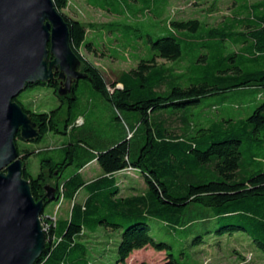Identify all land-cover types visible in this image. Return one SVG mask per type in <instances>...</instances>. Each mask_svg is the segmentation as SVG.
<instances>
[{"label":"trees","instance_id":"16d2710c","mask_svg":"<svg viewBox=\"0 0 264 264\" xmlns=\"http://www.w3.org/2000/svg\"><path fill=\"white\" fill-rule=\"evenodd\" d=\"M87 1L99 8L109 5L108 0ZM53 2L67 22L70 48L81 67L68 90L57 77L27 84L25 90L51 88L59 101L55 108L38 111L25 104L21 94L14 99L37 131L26 138L19 130L15 138L22 177L35 201L44 203L40 218L46 243L34 264H92L85 237L100 228L121 231L114 264H126L135 250L148 246L171 249L150 234L153 219L179 232H189L198 222L212 223L199 230L203 233L197 243L206 233L243 231L264 253V102L249 115L209 117L194 112L206 97L226 98L223 95L231 91L264 87V0H243L238 11L199 39L181 37L175 29L194 32L200 20L170 21L175 32L149 36L152 56L122 72L112 89L103 71L83 53V48L95 50L87 26L65 13L69 0ZM228 42L234 47L230 52ZM184 45L204 53L189 58L188 67L177 73L157 63V58L184 61ZM164 114L180 118V135L169 130ZM49 133L68 137L57 153L31 147ZM33 155L40 156L37 175L29 167ZM92 161L102 173L86 180L81 171ZM72 165L75 172L64 178ZM131 171L141 173L145 188L132 186L126 194L117 174ZM49 185L54 186L51 195ZM82 189L86 197L77 201ZM54 200L72 204L70 217L54 222L46 214ZM166 254L165 264H181L174 253Z\"/></svg>","mask_w":264,"mask_h":264},{"label":"rangeland","instance_id":"374dc122","mask_svg":"<svg viewBox=\"0 0 264 264\" xmlns=\"http://www.w3.org/2000/svg\"><path fill=\"white\" fill-rule=\"evenodd\" d=\"M243 0H108L109 5L96 7L88 3L87 0H69V7L65 13L82 21L88 28V41L94 43L95 50L83 48L84 55L99 67L106 78L108 86L112 89L122 72L130 71L138 66L141 59H149L153 52L148 44V37L158 38L168 36L175 32L170 21L198 19L201 26L194 32L175 29L181 37H192L199 39L201 33H205L208 28L219 25L228 15L234 14L240 8ZM260 0H249L257 2ZM236 2V4H235ZM119 10V13L109 11ZM151 8V12L148 11ZM235 7V8H234ZM174 27V26H173ZM229 52L234 49L230 42L227 43ZM129 47V48H128ZM238 49V48H237ZM202 52V53H201ZM204 49H193L184 45V55L186 58L182 62L167 61L157 58V63L165 64L175 69L176 73L185 70L189 65V60L194 56L203 54ZM190 58V59H189ZM50 71L54 73L53 79L59 78L62 87L68 90L80 73V62L78 58H71L72 71L74 74L66 75L57 60L45 58ZM222 95L206 97L194 108L195 113H202L209 117L238 116L240 114L249 115L253 108L264 102V87L246 88L244 90L231 91ZM20 99L25 104L31 105L38 111L55 108L59 101L55 97L53 90L48 87H38L25 90L21 93ZM224 101H221V100ZM167 119L169 130L180 135L182 133V122L180 118L164 114ZM80 120H82L80 118ZM26 135L36 132V126L30 119L29 126L22 129ZM68 140L66 135L49 133L40 144L31 147L48 150L49 153H57L59 148ZM40 156L33 155L29 160L31 171L37 175L40 171ZM90 164V163H89ZM88 164V165H89ZM75 172V166H69L64 178ZM86 180L96 178L101 175L102 170L97 162H91L81 171ZM7 173V170H4ZM141 173L117 174L120 184L124 188V193L129 192L130 187L138 190L145 188V183ZM54 186L49 185L48 194L53 193ZM86 191L80 190L77 201H83ZM71 203L64 200H54L45 209L47 215H51L54 222L58 219L70 217ZM152 230L150 234L158 242H166L171 246L163 251H158L151 246L135 250L127 259L126 264H165L167 261V251L174 253L179 258L181 264H264L263 251L252 241L251 237L243 232L236 231L233 234H204V241L197 243V236L203 232L200 229H207L212 223H196L189 232L170 231L164 222L151 220ZM43 228V223L41 221ZM44 232V244L46 235ZM88 242L89 259L92 264H114L117 259V245L121 239V231L100 228L96 233H90L85 237ZM183 253V254H182Z\"/></svg>","mask_w":264,"mask_h":264},{"label":"water","instance_id":"95a60500","mask_svg":"<svg viewBox=\"0 0 264 264\" xmlns=\"http://www.w3.org/2000/svg\"><path fill=\"white\" fill-rule=\"evenodd\" d=\"M50 44V48H48ZM51 54L72 75L67 22L53 0H0V264H34L44 248L40 215L15 145L30 117L14 101L27 84L53 79L46 57ZM80 76L76 74L75 78ZM7 170V173H4Z\"/></svg>","mask_w":264,"mask_h":264},{"label":"built area","instance_id":"2783aa9c","mask_svg":"<svg viewBox=\"0 0 264 264\" xmlns=\"http://www.w3.org/2000/svg\"><path fill=\"white\" fill-rule=\"evenodd\" d=\"M81 122H82V120L79 119V120H78V123H81ZM129 170H130V169H129ZM131 172H132V171H131Z\"/></svg>","mask_w":264,"mask_h":264},{"label":"crops","instance_id":"0c3cea01","mask_svg":"<svg viewBox=\"0 0 264 264\" xmlns=\"http://www.w3.org/2000/svg\"><path fill=\"white\" fill-rule=\"evenodd\" d=\"M92 162H94V161H92ZM95 162H96V161H95ZM90 164H91V163H90ZM90 164H89V165H90ZM89 165H86V166H89ZM86 166H85V167H86ZM85 167H84V168H85ZM90 180H91V179H90Z\"/></svg>","mask_w":264,"mask_h":264}]
</instances>
